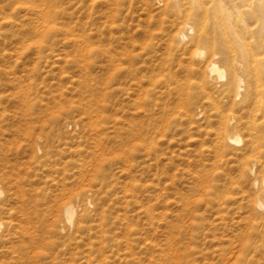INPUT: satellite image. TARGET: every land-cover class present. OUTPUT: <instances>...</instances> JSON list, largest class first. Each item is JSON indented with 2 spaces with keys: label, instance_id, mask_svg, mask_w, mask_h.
<instances>
[{
  "label": "rangeland",
  "instance_id": "1",
  "mask_svg": "<svg viewBox=\"0 0 264 264\" xmlns=\"http://www.w3.org/2000/svg\"><path fill=\"white\" fill-rule=\"evenodd\" d=\"M43 1L0 0V264H264V141L244 117L218 147V49L160 0H62L44 38Z\"/></svg>",
  "mask_w": 264,
  "mask_h": 264
},
{
  "label": "bare ground",
  "instance_id": "2",
  "mask_svg": "<svg viewBox=\"0 0 264 264\" xmlns=\"http://www.w3.org/2000/svg\"><path fill=\"white\" fill-rule=\"evenodd\" d=\"M43 2L47 4L41 10L42 20L38 30L41 37L50 38L51 33L56 29L52 16L60 11L62 0H44ZM159 2H163V9L172 17L171 23L177 28L176 39L188 40L187 45L208 44L210 51L218 49V52L217 50L212 52L208 60L205 59L207 60L205 68L203 73L201 72L204 80H208L210 75L215 74L219 80L225 81L224 87H219H223V93L226 95L225 102H230L231 111L219 114L218 147L225 151L230 147V143L240 142L236 128L239 126L238 120L245 117L247 135H244L248 138L243 143L251 151H256V148L263 145L260 142L264 141V101L262 100V94H264V0H160ZM252 3L258 5L255 4L256 11L251 12V10L248 11L249 9L245 11L244 8ZM207 23L210 26L208 34L202 31ZM195 52L200 56L204 54L203 49L196 48ZM232 53L238 54V60L232 58ZM213 56L220 60L221 65L214 61ZM250 63H256L259 67L252 66V69L240 71L242 66L247 64L249 66ZM204 66L201 65V67ZM237 110L242 114L236 116ZM257 111H260L259 116ZM257 117L260 118L258 122ZM235 120L236 124L232 127L230 122ZM255 163L256 161L252 164L256 165ZM261 168L264 170V164ZM261 180L262 184L258 193L260 196L264 195V175ZM254 184L256 185V181ZM75 210L71 205L65 208L64 214L69 223L72 221ZM255 211L264 220L263 196L256 201Z\"/></svg>",
  "mask_w": 264,
  "mask_h": 264
}]
</instances>
